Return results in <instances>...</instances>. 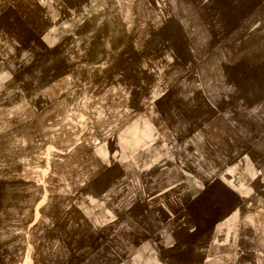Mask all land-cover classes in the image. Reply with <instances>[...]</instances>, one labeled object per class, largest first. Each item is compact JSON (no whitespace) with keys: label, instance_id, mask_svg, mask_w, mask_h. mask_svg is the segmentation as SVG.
I'll use <instances>...</instances> for the list:
<instances>
[{"label":"rangeland","instance_id":"rangeland-1","mask_svg":"<svg viewBox=\"0 0 264 264\" xmlns=\"http://www.w3.org/2000/svg\"><path fill=\"white\" fill-rule=\"evenodd\" d=\"M256 17L264 0H0V264H141L188 213L166 259L200 263L237 205L175 189L178 165L204 183L248 153L264 184V104L236 77L264 57Z\"/></svg>","mask_w":264,"mask_h":264},{"label":"crops","instance_id":"crops-1","mask_svg":"<svg viewBox=\"0 0 264 264\" xmlns=\"http://www.w3.org/2000/svg\"><path fill=\"white\" fill-rule=\"evenodd\" d=\"M52 26L50 24L49 27ZM254 26L248 40H256L264 46V32L260 33L264 29V21L256 17ZM260 59L250 64L246 58V64L236 76L239 77V91L246 97L254 96V105L259 102L264 104V57ZM232 77L235 78L233 75ZM226 83H229L227 78ZM257 106L259 105L255 107ZM202 154L206 153L194 150L192 156H203ZM260 173L259 166L248 153H243L237 162L218 170L206 169L207 180L204 183L198 174H190V179L184 180L183 169L178 165L175 189L184 188L183 181H190V184L186 182V187L198 190L220 189L231 195L237 205L232 211L220 212L215 217L207 218L214 222L213 229L207 245L204 242L205 247L194 250L202 258L196 264H264V184ZM163 197L161 192H157L151 199L161 200ZM146 201L149 202L148 199ZM97 212L99 210L96 209L95 213ZM174 220L176 222L172 229H168L166 221L160 223L158 231L150 240L143 241L134 249L135 258L142 260L141 264H168L166 254L179 251L180 244H183L180 237H191L196 233L198 225L195 227V214H175Z\"/></svg>","mask_w":264,"mask_h":264}]
</instances>
